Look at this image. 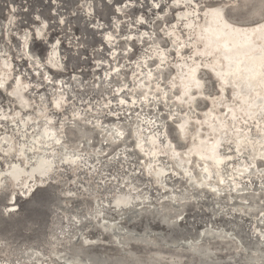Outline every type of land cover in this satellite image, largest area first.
<instances>
[{"label": "rangeland", "instance_id": "374dc122", "mask_svg": "<svg viewBox=\"0 0 264 264\" xmlns=\"http://www.w3.org/2000/svg\"><path fill=\"white\" fill-rule=\"evenodd\" d=\"M217 5L233 23L264 19V0H0V170L15 147L53 150L55 160L43 181L12 184L3 172L0 264H264V70L235 94L223 62L190 48L201 43L185 25L189 11L198 21ZM188 69L201 87L182 94ZM44 128L61 144L43 141ZM212 133L207 178L196 155L185 168L167 157V146L180 154ZM145 163L163 168L159 182ZM127 192L131 208H115Z\"/></svg>", "mask_w": 264, "mask_h": 264}, {"label": "bare ground", "instance_id": "6f19581e", "mask_svg": "<svg viewBox=\"0 0 264 264\" xmlns=\"http://www.w3.org/2000/svg\"><path fill=\"white\" fill-rule=\"evenodd\" d=\"M214 9H222V16L221 17H214V15H213ZM205 12H206L205 17L203 19L200 18V20H198V21H194L193 20L194 17L190 16L194 12L189 11L188 12L189 14H186V15H188V17L186 19L185 25L189 28V32H194L195 40L200 41V43H201L198 45L197 43L192 44V42H191L190 48H193L194 51H196V52H198L201 55H204L206 57H208V55L212 56L213 59H215L214 64H217L220 61L223 62V66H220V63H219L220 67H218V69L221 70V72L224 71V73L222 74L223 76L230 74L229 78L233 80L234 83H232V84L235 85V88H234L235 90H233V91H235V94L246 92L247 89L249 87H251L253 82H255L256 80H258V81H257V83L255 82L256 83L255 85L256 86L259 85L260 81L262 80V77H261V79H257V76L261 74L262 70H264V36H262L263 33L260 32L261 29H264V28H262V27H264V19L262 18V20L257 21V22L252 23V24L233 23L227 18V16L224 13L223 6L221 7L220 5H217V6H214L211 8H207V9H205ZM254 36H256V37L261 36L262 37V42L260 41L261 44L256 43V40H254ZM255 50H257V51L259 50V52H255ZM213 59H211V60H213ZM192 65H195V64H192ZM188 71H190V69H188ZM216 71H217V69H216ZM190 73L192 76H190V77L188 76L189 80L187 81V83L182 82V84H181V93L182 94H189V88L187 85L189 83H192L195 86L194 81H198L195 72L190 71ZM219 75H220V72H219ZM220 77H221V75H220ZM221 78L223 79V77H221ZM221 78H219V79H221ZM241 80H244V81L241 82ZM263 80H264V78H263ZM222 82H223V80H222ZM222 82L220 84H222ZM185 84H187V85L184 86ZM228 84H230V83H228ZM262 84L264 85V82H262ZM255 85H253V86H255ZM263 85L259 86L261 90L264 88ZM254 89H256V88L254 87L253 91H254ZM263 91H264V89H263ZM249 92H251V91H249ZM256 93H257V91H256ZM20 95H21V93H20ZM247 95H248V93H247ZM243 100L245 101V99H243ZM251 102H252V100H251ZM253 102H254V100H253ZM261 102L262 103H260L261 106H260V111H259L260 114L264 112V98ZM250 111H251V109H250ZM227 115L235 116V113L233 111H228ZM2 117H6V116H4L2 114L0 119H3ZM48 119H50V118H48ZM3 120H5V119H3ZM22 120H24V119H22ZM176 129L179 133L180 139L186 140L184 138V136L182 135L183 129L180 127L177 128V126H176ZM101 130H102L103 138L105 139V141L107 140L108 142H111V143L115 141V138L117 137V135L115 133H114L115 134V136H114L113 132L109 133V131L105 132L103 129H101ZM43 133H44V137H45L43 141L51 140L52 141L51 146H56V145L61 144V143H56V141L59 140V137H58V134H56L52 128H44ZM117 133L120 134L121 132L117 131ZM212 134H214V139L211 142H203V137H198V141H194L192 143H190V141L188 140L187 144H186L187 148L186 149L183 148L180 151L181 152L180 154H177L179 152L177 149L174 148V146H167V150H166L167 151L166 152L167 157H169V158L171 157V158L175 159V161L171 162L172 164H174V165L177 164L178 167L185 168L186 166H184V164H182V162L185 163L191 159H194V157L196 155V157H198V159L201 160L199 163L201 166L200 167V173H202L203 176L205 178H207L209 176L208 173L210 171L209 168L211 167V164L215 163L216 159L218 158L217 149H218L219 142L217 140H218L219 135L217 133H212ZM118 136H120V135H118ZM240 136H242V134ZM46 137H48V139ZM32 141H36V138L34 136L32 137ZM38 141L41 142L40 140H38ZM259 141H261V140H259ZM136 142L139 143V140L137 139ZM161 146H163V147L165 146L164 142L162 143ZM36 148H37V146H35V145H30V146L26 147V149H21L20 147L19 148L15 147V150L12 154H10L11 152L7 153V151H9L10 149H13V147L10 149L6 148L7 155L8 156L13 155V158L8 159L5 162V166L1 168L0 179L3 175V172L5 173L4 176L9 177L12 184H18V183L20 184V182H21L24 185V184H26V181H30V180L43 181L46 178H48L49 175H51V174H49L51 172V168L53 167V165H55V160L51 156L53 153V150L43 152L39 155H35ZM154 148L157 149L155 146H154ZM160 150H158V151H160ZM11 151H13V150H11ZM27 151L28 152L33 151L32 155H30V153L26 154ZM158 151H155V152H158ZM155 152L152 154H149V152L146 153V155L150 156V162L151 163L157 159L158 153L156 154ZM199 157H201V158H199ZM62 160L65 162L66 165H69L70 168H72L74 170L78 169L80 166L77 159L69 158L66 153L64 154V157H62ZM27 164H28V166L25 167V165H27ZM143 169H144V173L151 175L155 179V182H159L160 178L163 176V173H164L163 168H161V167H158V168L152 170L150 163L149 164L145 163ZM95 170H96V168H95ZM151 170H152V172H151ZM201 184L206 185L205 180L203 182H201ZM39 187H41V186H39ZM64 195H68V194H64ZM131 199H132V196L128 192L123 193V194H119V195L114 197L113 206L117 209L122 208L123 206L129 208L131 203H132ZM121 214H124V213H121ZM118 218H119V216H118ZM119 220H120V218H119ZM111 224H112V222H111ZM107 225H109V224L107 223ZM118 225H119V223H118ZM103 227L110 230V227L104 226V223H103ZM101 230H103V228ZM206 231L204 230V232H206ZM210 231H209V234L212 232V231L211 232ZM113 232H114V228H113ZM115 232L112 235H115L116 234ZM117 232H119V231H117ZM204 232H202V233L204 234ZM207 233H208V231H207ZM217 235L218 234H215V236H217ZM143 236L146 237L148 235H143ZM220 237H221V235H220ZM176 245H178V244H176Z\"/></svg>", "mask_w": 264, "mask_h": 264}, {"label": "snow or ice", "instance_id": "6c2138e0", "mask_svg": "<svg viewBox=\"0 0 264 264\" xmlns=\"http://www.w3.org/2000/svg\"><path fill=\"white\" fill-rule=\"evenodd\" d=\"M175 2L176 3H179V0H175ZM154 7L161 8L162 6L159 5V4H156V5H154ZM213 15H214V17H221L222 16V9H214L213 10ZM57 43H59V41H57ZM194 83H195V86L197 88L201 87V84H200L199 81H194ZM3 87H4V84L3 83H0V88H3ZM120 103L123 104V103H125V101L124 100H121ZM56 106L59 107V104H57ZM2 118L3 119H7V117H2ZM174 133H175L174 126L172 124H169L168 125V135H172L173 136V139H177V137L174 135ZM56 143H60V141L57 140ZM177 146H181L182 147V145L179 144V141H177ZM217 163L220 164V163H223V161L222 160L221 161H217Z\"/></svg>", "mask_w": 264, "mask_h": 264}, {"label": "water", "instance_id": "95a60500", "mask_svg": "<svg viewBox=\"0 0 264 264\" xmlns=\"http://www.w3.org/2000/svg\"><path fill=\"white\" fill-rule=\"evenodd\" d=\"M212 107H214V108H216V106L215 105H212ZM193 161H195V159H193ZM2 179H4L6 182L8 181V179L7 178H5V177H3ZM36 188V186L34 185V188L31 190V192H33V190ZM18 189V188H17ZM214 191H217V190H214ZM3 192V190H0V194ZM15 193V196L16 195H21V196H24V194H22V192L21 191H19V190H16V191H14ZM30 191L28 192H26V195H28V194H30L31 193ZM219 192H220V190H219ZM9 194V193H8ZM8 194L6 193V195H5V200H6V202H9V199H8ZM31 195V194H30ZM13 197V196H12ZM169 220H171V219H169ZM162 225H164V224H162ZM142 234H140V236H141ZM143 235H148L147 233L146 234H143Z\"/></svg>", "mask_w": 264, "mask_h": 264}]
</instances>
